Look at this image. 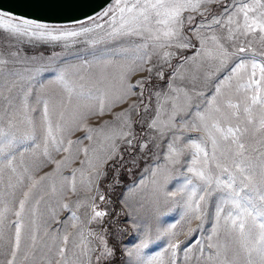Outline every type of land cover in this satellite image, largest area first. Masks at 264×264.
I'll return each instance as SVG.
<instances>
[{
	"label": "snow or ice",
	"instance_id": "1",
	"mask_svg": "<svg viewBox=\"0 0 264 264\" xmlns=\"http://www.w3.org/2000/svg\"><path fill=\"white\" fill-rule=\"evenodd\" d=\"M88 21L68 28L0 7L9 46L90 49L28 75L6 71L0 53V242L12 232L0 264H37L38 251L41 264L110 261L109 237L123 230L103 227L100 185L121 183L133 149L155 162L154 200L181 211L166 228L156 220L162 252L146 256L153 230L142 229L132 264H264V0H110Z\"/></svg>",
	"mask_w": 264,
	"mask_h": 264
},
{
	"label": "rangeland",
	"instance_id": "2",
	"mask_svg": "<svg viewBox=\"0 0 264 264\" xmlns=\"http://www.w3.org/2000/svg\"><path fill=\"white\" fill-rule=\"evenodd\" d=\"M224 3L227 4L228 0H224ZM214 8L217 11H222L221 8L214 5ZM85 24H90V21H83ZM53 24L61 25L68 28H74L77 24ZM7 34L3 33L0 30V53H3L5 58L12 61L9 63L6 71H19L23 75H28L25 71L26 68H41L49 64V58L53 60L56 59V54H60L59 59L63 60L65 58L72 60L73 62L78 63L79 61L75 60V55L84 56L86 51L90 50L89 46L85 43H77L74 46L65 49L62 45L63 42L48 43L42 41L33 40L31 43H16V41H11V46H9V41L6 38ZM82 39V38H80ZM99 47H103L100 45ZM12 52H18L17 57H12L10 54ZM50 75L45 71L42 75H39L38 79H45ZM154 84L159 85L160 82L153 81ZM15 94V91L14 93ZM54 94V93H53ZM33 106L37 107V112L34 114L39 115V106L35 104L33 99ZM126 107V105H125ZM119 111V108L116 109ZM104 120L110 119L106 116ZM94 123H103V120L95 121ZM137 131L139 129L137 128ZM77 136H82L83 133H77ZM75 138V137H73ZM86 143H88L86 141ZM124 152L123 148L121 149ZM133 158L136 160L135 166L132 165ZM124 161L127 163L124 164L120 169V181L119 185H116L109 190L106 186V182H102L100 185L101 192L105 195V201L99 202L100 208L108 212V216L104 218L103 227L107 228L109 233L114 231V228L122 229L115 234V236L109 237V245L115 251V256L106 264H132L133 258L127 256V249L132 248L135 244L139 243L141 239L142 229L151 224L153 230L154 242L145 250L146 256L155 254L156 252H162L163 249L167 246V239L161 238L160 240H155L157 235L156 232V220H160L162 228H166L169 224L177 222L179 219V214L181 211L180 204L169 201L164 202L163 198L156 202L152 194V185L149 182V174L146 169L155 168V162L151 158V155L148 157H142L137 149H133L130 153L124 152ZM26 163L32 166L39 161H35L30 157V154H26ZM162 163V161H161ZM119 166V165H118ZM51 166L44 168L39 174L43 175L44 172L50 171ZM7 174L4 176V184H0V191L6 189L7 184ZM144 180L145 186L142 188L140 186V181ZM162 180V176H161ZM181 178H174L169 184V190H172L176 183H178ZM136 189L135 192H130L129 189ZM17 195H19V189L16 190ZM10 199V197H6ZM110 201V203H109ZM55 206V201L52 202ZM42 210L47 211L42 204ZM85 210H81L83 214ZM66 215V213H61V219ZM135 217V220L132 218ZM133 223L140 225L138 228L133 227ZM52 227H59V225H52ZM209 225L205 224V232L202 235H207ZM11 226L9 225L6 229V238L5 241L0 242V261H3L5 253L7 252V237L11 236ZM200 237H193V239H199ZM182 240H187V237H181ZM184 245L182 244V248ZM194 247V245H193ZM41 256L39 251L37 252V264H41Z\"/></svg>",
	"mask_w": 264,
	"mask_h": 264
},
{
	"label": "water",
	"instance_id": "3",
	"mask_svg": "<svg viewBox=\"0 0 264 264\" xmlns=\"http://www.w3.org/2000/svg\"><path fill=\"white\" fill-rule=\"evenodd\" d=\"M110 0H0V7L48 24H67L95 15Z\"/></svg>",
	"mask_w": 264,
	"mask_h": 264
},
{
	"label": "bare ground",
	"instance_id": "4",
	"mask_svg": "<svg viewBox=\"0 0 264 264\" xmlns=\"http://www.w3.org/2000/svg\"><path fill=\"white\" fill-rule=\"evenodd\" d=\"M86 20H88V18H86V19H83V20H80V22H83V21H86ZM76 22H73V23H70V24H75ZM50 25H53V24H50ZM65 25H69V24H65ZM59 26H61V25H59Z\"/></svg>",
	"mask_w": 264,
	"mask_h": 264
}]
</instances>
